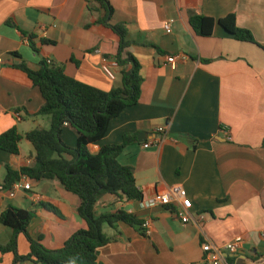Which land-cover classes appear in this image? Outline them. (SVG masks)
<instances>
[{"label": "crops", "instance_id": "1", "mask_svg": "<svg viewBox=\"0 0 264 264\" xmlns=\"http://www.w3.org/2000/svg\"><path fill=\"white\" fill-rule=\"evenodd\" d=\"M108 1L111 24H124L128 39L136 43L128 51L141 66V97L110 122L106 135L88 151L95 155L121 144L126 135L136 136L118 160L134 170L143 201L125 208L132 206L130 212L147 224V237L123 223L117 230L105 225L103 233L112 242L99 249L98 261L200 264L203 244L219 247L240 237L233 263L264 264V0ZM96 8L86 0H0V135L16 128L23 137L17 155L0 151V214L8 208L34 211L29 234L41 237L49 250L61 248L86 223L77 214L78 198L57 181L23 177L30 189H17L13 198L2 188L8 168L20 172L34 166L35 151L24 136L48 130L51 123L37 116L44 102L39 89L14 66L24 63L37 71L42 60H49L68 77L98 90L120 87L117 37L101 26L85 28L99 17ZM192 15L216 21L234 15L237 27L250 31L259 46L236 41L218 24L212 36H198L189 25ZM164 24L170 25L169 34ZM171 56L177 57L173 65L166 61ZM104 65L113 79L103 72ZM162 137V145L154 146ZM62 141L75 147L76 131L65 126ZM172 186L186 192L184 204H174L188 217L186 224L172 208L149 205ZM116 201L101 197L97 213L124 206ZM11 237L12 231L0 224V245ZM28 252L26 238L19 235L18 254ZM0 264H13V256L0 253Z\"/></svg>", "mask_w": 264, "mask_h": 264}, {"label": "trees", "instance_id": "2", "mask_svg": "<svg viewBox=\"0 0 264 264\" xmlns=\"http://www.w3.org/2000/svg\"><path fill=\"white\" fill-rule=\"evenodd\" d=\"M86 1L96 5L99 17L92 19L85 28L90 30L101 26L109 29L118 39L114 62L121 69V85L104 92L68 77L62 67L48 64L46 60L40 62L37 71L24 63L14 66L28 77L33 87L39 89L44 102L37 116H47L51 123L48 130L35 129L24 136L35 151L34 166L23 168L20 172L8 168L2 185L4 190H9L23 177L37 182H59L65 191L78 198L77 214L86 223V229L76 232L61 248L49 250L43 246L41 237L33 239L29 234L34 211L8 208L0 214V224L12 231V237L6 245H0V253L11 254L13 264H102L98 261V251L112 242L103 233L105 225L117 230L118 224L123 223L147 237L144 222L125 210L126 204L143 201V194L134 179V170L118 160L123 151L136 142V136L126 135L121 144L103 147L95 155L88 151L90 144L99 142L106 135L113 119L140 100L141 66L128 51L136 43L128 39L124 24H111L113 8L108 0ZM88 9L94 11L90 6ZM216 24L236 41L258 45L250 31L237 27L234 15L217 21L199 15L189 18L190 27L201 37L212 36ZM28 38L32 49L37 52L33 45L34 37L30 35ZM47 42L42 41L43 44ZM12 56L18 57L16 54ZM65 126L77 133L73 148L62 141ZM22 140L17 129L12 128L0 135V151L17 155ZM105 195L115 197L116 202L124 206L98 214L97 202ZM42 207L57 213L51 205L42 204ZM170 212L173 214L174 210ZM19 235H23L29 245L25 256L18 254Z\"/></svg>", "mask_w": 264, "mask_h": 264}, {"label": "built area", "instance_id": "3", "mask_svg": "<svg viewBox=\"0 0 264 264\" xmlns=\"http://www.w3.org/2000/svg\"><path fill=\"white\" fill-rule=\"evenodd\" d=\"M164 30L166 33L171 32V28L169 24H164ZM177 57L171 56L167 57L166 61L168 64L173 65L176 61ZM48 64H52L51 61L46 60ZM1 63V62H0ZM103 72L111 79H113V74L109 70V67L107 65H104L102 67ZM165 137H162L161 139L154 140L153 145L156 147H160L162 145V141ZM229 139V138H227ZM149 145H145V148H147ZM25 179V178H24ZM22 179L19 182H16L11 189L8 190V195L13 198L15 191L19 188H22L24 190L30 189V182L28 180ZM186 197L185 190L180 186H172L167 192L164 193H157L154 198L150 201V206H158L163 208H174L173 215L177 216L180 221L183 224H186L189 222V219L187 216L181 214L180 212L176 211V209L184 204V200ZM178 204L177 208L175 209V205ZM200 219L202 220L203 217L201 216ZM143 227L146 229L147 224H144ZM147 232V231H146ZM262 240L264 242V233L262 234ZM243 240L242 238L238 237L235 238L233 241L222 244L219 247H213L209 244H203L201 246L203 258L200 264H235L229 261V259H232L235 254H237L238 250L242 247Z\"/></svg>", "mask_w": 264, "mask_h": 264}, {"label": "water", "instance_id": "4", "mask_svg": "<svg viewBox=\"0 0 264 264\" xmlns=\"http://www.w3.org/2000/svg\"><path fill=\"white\" fill-rule=\"evenodd\" d=\"M132 209V206H128L125 208L126 211H130Z\"/></svg>", "mask_w": 264, "mask_h": 264}]
</instances>
